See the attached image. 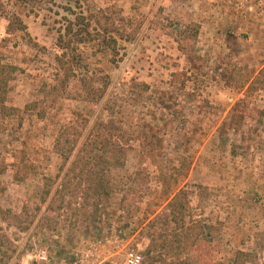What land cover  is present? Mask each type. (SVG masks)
I'll use <instances>...</instances> for the list:
<instances>
[{
  "label": "rangeland",
  "instance_id": "obj_1",
  "mask_svg": "<svg viewBox=\"0 0 264 264\" xmlns=\"http://www.w3.org/2000/svg\"><path fill=\"white\" fill-rule=\"evenodd\" d=\"M107 7V16L128 25L131 39L118 40L116 56L98 41L79 45L89 69L62 88L59 27L75 13ZM193 23L198 36L182 51L175 28ZM0 60L20 68L7 104L21 110L0 134V164H7L0 208L21 214L19 220L0 215V264H72L75 252L88 254L85 264H124L126 250L142 256L139 264H174L184 253L144 256L146 246L158 250L173 229L165 180L170 196L187 192L192 218L210 233L184 254L189 264L230 260L238 250L253 253L248 264H264V0H0ZM85 73L96 86L108 76L97 102L83 91ZM31 102L33 109H24ZM99 120L121 127L130 148L125 167L112 171L117 189L103 219L83 223L76 204L49 207L62 162L53 144L63 126L82 128V141ZM22 149L36 172L16 182L13 162ZM182 162L186 174L178 175L174 168ZM141 172L147 194L132 209ZM46 177L55 183L43 201ZM123 196L129 211L121 207Z\"/></svg>",
  "mask_w": 264,
  "mask_h": 264
},
{
  "label": "trees",
  "instance_id": "obj_2",
  "mask_svg": "<svg viewBox=\"0 0 264 264\" xmlns=\"http://www.w3.org/2000/svg\"><path fill=\"white\" fill-rule=\"evenodd\" d=\"M109 10L111 9L107 7L87 14L75 13L73 19L66 18L65 23L59 27L56 45L60 53L55 59L58 68L56 79L62 88L67 85L71 77L76 76L77 71L87 72L89 69V65L80 56L79 45L98 41L104 50L116 56L119 53L118 40L131 39L132 32L128 25L118 24L112 16H107ZM124 19L121 16V20ZM14 23L18 25L17 29L26 30L25 24L19 18H15ZM199 28L200 26L196 23L175 28L177 41L182 51L188 50L186 43L198 36ZM18 71H20L18 66L0 60V134L5 130L6 120L18 116L21 111L20 108L7 104L8 94L12 89L11 82ZM80 81L86 98L91 102H97L103 97L109 83L108 76H105L101 80V86H96L95 80L89 78L87 73L80 76ZM44 87H49L50 92L57 91L55 84H44ZM35 104L36 102L28 103L24 109L32 110ZM39 115L44 117L43 112ZM82 135V128H76L71 124L60 128L56 134L53 147L62 162L56 174L59 182L55 186L54 197L49 207L52 211H57L72 209V205L76 204V211L83 214V223L88 221L99 223L117 189L112 171L125 167L130 146L121 127L114 126L112 122L96 121L81 141ZM19 153L21 155L13 162V179L16 182L24 181L30 174L36 172L35 165L27 160L25 150L22 149ZM6 168V163L0 164V174L4 173ZM174 170L178 175L186 174L184 162ZM137 175L138 177L134 178L133 182L137 186L132 189V195H138L139 199L136 205L135 201L128 205L132 209H138L137 203L141 202L147 194L146 174L141 172ZM54 183L53 179L45 178L43 201L50 195ZM162 190V197L168 210V222L172 223L173 229L170 238H164L158 250H154L152 246L145 247L144 256L146 258L154 259L155 251L162 255L163 249L168 254L170 253L169 257H179L181 252L184 254L188 252L199 236L204 239L203 235L210 234L205 232L207 226L192 218L190 198L185 190L181 189L170 196L166 180L163 181ZM126 199L127 196H123L121 207L129 211L130 208L125 204ZM56 202L58 204L54 205ZM76 211H73L74 216L77 214ZM0 215L3 218L12 217L15 220L21 218V214H13L1 208ZM125 226L130 227L131 231L136 229L134 224L126 223ZM184 254L181 259L176 262L174 260L173 263L189 264ZM253 261L252 252L238 250L232 259L215 260L211 264H248Z\"/></svg>",
  "mask_w": 264,
  "mask_h": 264
},
{
  "label": "built area",
  "instance_id": "obj_3",
  "mask_svg": "<svg viewBox=\"0 0 264 264\" xmlns=\"http://www.w3.org/2000/svg\"><path fill=\"white\" fill-rule=\"evenodd\" d=\"M118 238H121L120 236H116L115 239L118 240ZM123 240V238H121ZM121 240V241H122ZM102 240L99 241V243H101ZM97 243L96 241H93V243L91 244V246L89 247L88 251L90 252L91 255H94V253L92 252L91 249H93L94 251L97 250ZM40 258L41 259H46L47 256L45 255V251L42 250L40 251ZM84 257H89L88 254L86 253L85 255H83L82 253L79 254V252H75L72 256L73 258V262L72 264H85L84 263ZM142 261V256L137 253L136 251L133 250H126L124 252V264H139Z\"/></svg>",
  "mask_w": 264,
  "mask_h": 264
}]
</instances>
